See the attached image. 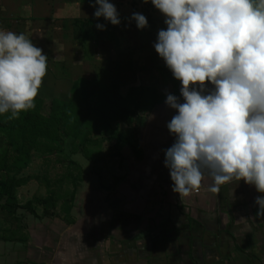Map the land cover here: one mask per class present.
Returning <instances> with one entry per match:
<instances>
[{
	"label": "crops",
	"instance_id": "0c3cea01",
	"mask_svg": "<svg viewBox=\"0 0 264 264\" xmlns=\"http://www.w3.org/2000/svg\"><path fill=\"white\" fill-rule=\"evenodd\" d=\"M14 2L15 7L9 8L7 0H0V29L25 34L48 56L47 75L40 93L64 90L63 85L65 81L69 83L70 77L88 75L90 69L81 61L95 59L96 47L93 50L89 45L129 42L128 36L124 32L121 35V31L123 28L133 31L134 28L138 29L136 22L131 19L133 13L146 14L154 22L155 28H167L166 17L151 0H109L119 12V25H112L103 17L97 19L94 16L98 7L93 6L95 0ZM97 24L105 28L99 29ZM91 32L93 36H88ZM149 39L143 37L140 40L149 45V48H143L142 57H139L146 60L143 68L130 66L115 72L119 80V93L123 97L131 87H146L153 80L149 59L153 50L150 45L155 39ZM73 52L75 55H72ZM125 54L115 51L107 59L130 62V59L136 58L133 53L132 56ZM114 71L115 67L112 69L113 74ZM122 150L126 155L131 152L127 146ZM82 164L85 167L89 165L86 160ZM91 176H95V173L89 171L80 198L82 200L70 202L67 210L61 213L51 214L57 209L48 208L49 213L44 214L42 206H36L33 212L27 211L23 207L33 197L20 201L15 191L16 202L23 210L20 215L21 230L9 228L8 231H0V264H264V215L257 216L259 206L256 203L253 205L246 200L240 207L235 206L237 211L229 206L225 209L228 213H218L214 205L216 198L220 197V191H210L204 196L190 197L195 206L192 215H188L179 202L180 195L173 191L174 182L168 170L164 179L160 178L157 182V188L150 191L152 196L146 200L143 212L137 213V204L134 202L129 203L127 208L116 209L113 205L116 203L114 195H108L107 186L97 190L100 180ZM166 184L170 185L167 189ZM255 191L256 197L261 196ZM216 215L221 216V227L225 228V232L220 233V243L214 242L210 247L208 231L214 232ZM252 222H256L254 226L259 229L253 233ZM233 224L235 226L232 227ZM203 226L206 231L200 235L198 232L204 229ZM229 235L244 237L241 240L243 247L237 250L229 247ZM200 236L204 239H196ZM189 237L193 238L191 246L194 255L187 259L183 253L190 247ZM178 253H181V260ZM173 254L176 258H172ZM205 255L208 256L204 258ZM194 256L202 258L194 259Z\"/></svg>",
	"mask_w": 264,
	"mask_h": 264
},
{
	"label": "clouds",
	"instance_id": "9594fccd",
	"mask_svg": "<svg viewBox=\"0 0 264 264\" xmlns=\"http://www.w3.org/2000/svg\"><path fill=\"white\" fill-rule=\"evenodd\" d=\"M151 3L167 25L154 48L181 83L184 100L166 99L177 113L167 124L175 143L165 151L173 191L189 196L207 173L211 192L236 180L264 194V0ZM96 5L97 19L121 23L109 0ZM131 19L139 29L148 26L141 13ZM47 70L41 47L23 33L0 29V114L15 119L34 109ZM256 204L257 216L264 215V195Z\"/></svg>",
	"mask_w": 264,
	"mask_h": 264
},
{
	"label": "rangeland",
	"instance_id": "374dc122",
	"mask_svg": "<svg viewBox=\"0 0 264 264\" xmlns=\"http://www.w3.org/2000/svg\"><path fill=\"white\" fill-rule=\"evenodd\" d=\"M7 2L9 8L15 7L14 0L11 2L7 0ZM145 17L147 18L146 14ZM147 20L148 26L144 29L134 28V31L130 28L122 29L121 35L124 32L129 42L89 45L88 47L93 50L96 47V57L93 60L81 61V63L85 62V66L90 69L89 74L76 78L70 77L69 83L65 81V84H62L65 87L64 90H49L43 93L39 91L38 97L42 102L37 101L40 104L37 114L34 110H29L18 116L21 118L22 114H25L33 118V121L27 124L21 121V131H5L0 128V182L8 175L4 166H22L21 171L17 173L21 184L16 190V197L20 201L33 197V208L45 205L44 207L49 209H57L51 214L58 211L64 212L70 202L82 200L80 198L83 196V186L89 171L95 173V176L91 177L100 180L97 190L107 186L108 195H114L116 203L113 205L116 209L118 207V209L127 208L128 204L133 202L138 204L144 197V191H151L154 188L157 178L161 175V169L165 165L164 150L167 143L159 148L152 146V158L148 157L147 150L150 147L144 142V129L154 109L166 102L168 94L182 96L180 91L182 85L175 79L172 71L154 48L161 29L153 27L154 22L149 18ZM159 23L162 24L163 21ZM162 29L166 30V27ZM93 34L91 32L87 35L93 36ZM143 37L148 40L149 38L155 39L150 45L153 53L151 52V59H149L153 80L149 86L145 87L146 92L139 90L134 92L131 98H124L119 93V80L115 72L125 70L130 66L144 67L146 60L139 57H142L143 48L146 46L149 48V45L140 42ZM100 47L102 49L97 51ZM115 51L126 53L125 56L127 54L132 56L133 53L136 58L130 59V62L107 59L109 55H114ZM72 55H75L74 52ZM112 65L116 68L114 74ZM67 79L69 80V76ZM140 87L143 88L142 85ZM132 88L138 87L130 89ZM64 101L67 102L66 110H64ZM170 109L161 116L159 125L158 123L154 125L156 132H161L167 127L162 126V122H169L171 118L169 114L172 112L169 111ZM79 113H81V119L85 116L81 124L74 122V117ZM9 115L10 113L5 114L4 117ZM156 132L153 133L151 140L157 139L156 136L159 134ZM125 146L131 149L128 155L123 153L122 149ZM156 158L158 159L157 166ZM84 159L89 163L86 167L82 164ZM220 187V197L216 198L214 205L218 213L226 214L228 210L225 209L229 206L236 210L235 206L240 207L246 200L252 203L253 198L255 200L257 198L256 188L247 183L243 184L241 181L234 180L231 185ZM259 195L264 194L259 192ZM2 199L0 231H8L9 228L20 231V215L23 210L18 208L17 204H12V200L6 202L5 198ZM128 199L131 201L128 202ZM214 220V232L208 231L210 247L214 242L219 244V239H222L220 233L225 232V228L221 227V216L216 215ZM252 223L254 226L256 222ZM229 224H227L228 227ZM259 225L262 227L261 224ZM255 229L259 230L254 226L251 229L252 233ZM205 231L204 228L198 233L201 235ZM208 236L205 238L207 239ZM227 238L229 239L227 245L233 247L234 250L243 247L241 240L244 237L229 235ZM196 239L203 240L204 238L200 236ZM192 242L193 238L189 237L190 247L188 250L186 248L183 253L187 259L190 255H194ZM259 246L262 247L261 244ZM180 254L177 255L181 260ZM171 256L176 258L175 254ZM199 258L202 257L197 256L194 259Z\"/></svg>",
	"mask_w": 264,
	"mask_h": 264
},
{
	"label": "trees",
	"instance_id": "16d2710c",
	"mask_svg": "<svg viewBox=\"0 0 264 264\" xmlns=\"http://www.w3.org/2000/svg\"><path fill=\"white\" fill-rule=\"evenodd\" d=\"M139 90L146 92L145 87H143V88L142 87L141 88H132L129 90L128 94L124 98H131L133 93L138 92ZM37 101L42 102L38 96L35 100V108L32 109V111L34 110L35 114H37V111H38L39 105H40ZM63 104H64V110H66L67 102L64 101ZM4 115L5 114H0V128L2 130H5V131H15V130L21 131L22 130L21 129L22 128L21 127V121L25 124L33 121L32 117H28L25 114H22L23 116H21V118L18 117L15 119H9L8 116L4 117ZM31 115H32V112H31ZM80 116H81V113L77 114L74 117V122L81 124L82 121H84L85 116H83L82 119L80 118ZM91 118H92V115H91ZM14 142L16 144V141H14ZM4 167H5L8 175L2 182H0V190L2 193L1 198H5L6 202H8L9 200H12V202H13L12 204H14V203L17 204L16 197H15V191H16V187L21 184V179L17 178L16 175L19 171H21L22 166L18 167L17 165H15V166L14 165H7ZM40 203H42V202H40ZM17 206H18V208H21L20 205L17 204ZM33 206H34V204L32 203V201H30V202L26 203L23 208H25L27 211L33 212ZM44 206L45 205H43V213L48 214L49 209L47 207H44ZM3 208H5V206H3Z\"/></svg>",
	"mask_w": 264,
	"mask_h": 264
},
{
	"label": "bare ground",
	"instance_id": "6f19581e",
	"mask_svg": "<svg viewBox=\"0 0 264 264\" xmlns=\"http://www.w3.org/2000/svg\"><path fill=\"white\" fill-rule=\"evenodd\" d=\"M180 102L183 103L184 100H183V97L180 96L178 97ZM170 107L168 106V104L165 102L159 106H157L154 111L152 112V115H151V118L148 122V125L147 127L144 129V142L147 146H149L150 148L147 150V154H148V157H151V154L153 153V150H152V146L154 147H158L161 146L162 144L164 143H169L171 142V137H172V134L171 133H168L169 131H165L164 129L161 131V132H156L155 128H154V125L156 123H160V118L163 114H165L166 110H168ZM169 111H176L174 109H170ZM176 113V112H175ZM162 126H166L168 123L167 121H164L162 122ZM157 133L159 134L157 137V139H154V140H151V137L153 135V133ZM175 142V141H174ZM159 151V150H158ZM152 158V157H151ZM158 159L156 158V166L158 164ZM133 178H136L135 176H133ZM149 194H150V191H144V198L140 200V202L136 205L135 207V210L139 211L140 209H142V207L144 206V203L146 201V198L149 197Z\"/></svg>",
	"mask_w": 264,
	"mask_h": 264
},
{
	"label": "built area",
	"instance_id": "2783aa9c",
	"mask_svg": "<svg viewBox=\"0 0 264 264\" xmlns=\"http://www.w3.org/2000/svg\"><path fill=\"white\" fill-rule=\"evenodd\" d=\"M210 87H212V85L210 84V82H209V84H208V89H210ZM175 136H172L171 137V142L174 144L175 142ZM167 145V144H166ZM165 158V160H166V156H164ZM169 170V168L168 167H166L165 165H163V167H162V169H161V175H160V177L159 178H157V180H156V184H157V182L160 180V178L163 180L164 179V175H165V173H167V171ZM167 175V174H166ZM233 182V181H232ZM232 182L231 183H228L229 185H231L232 184ZM165 183H167V182H165ZM213 183V180H212V178L210 177V176H208V174L207 173H205V180L202 182V186L198 189V190H193L192 192H191V194L189 195V196H187V197H185V196H179V202L183 205V209L185 210V212L188 214V215H192V213L194 212V204H192V202L190 201V197L191 196H193V197H200V196H204V195H207L208 193H210V191L208 190V186L209 185H211ZM241 183H243V184H245V182L244 181H241ZM156 184H155V186H154V188L153 189H155V188H157V186H156ZM228 184H225V185H228ZM170 187V185L169 184H166V189L167 188H169ZM236 187H237V184H236ZM251 187H253V185H251ZM254 188H255V186H254ZM254 191V190H253ZM151 193L152 192H150V194H149V197H147V198H150L152 195H151ZM241 193H243V192H241ZM240 193V194H241ZM145 197V196H144ZM143 197V198H144ZM147 198H146V200H147ZM146 202V201H145ZM254 203H256V200H255V198H253V200H252V203L251 204H253V205H255ZM145 204V203H144ZM143 212V207H142V209H140L139 211H137V213H142Z\"/></svg>",
	"mask_w": 264,
	"mask_h": 264
},
{
	"label": "water",
	"instance_id": "95a60500",
	"mask_svg": "<svg viewBox=\"0 0 264 264\" xmlns=\"http://www.w3.org/2000/svg\"><path fill=\"white\" fill-rule=\"evenodd\" d=\"M212 88H214V86L210 87V89H212ZM174 115H176V113L172 111V112L169 114V116H171V118H169V119L171 120L172 117H173ZM170 120H169V122H170ZM169 122H168V123H169ZM166 126H167V125H166ZM164 130L169 131L168 127H165ZM168 133H170V131H169ZM172 136H173V135H172ZM172 145H173L172 142L167 143V145H166V147H165V150H164V154H165L166 149H168V148L171 147Z\"/></svg>",
	"mask_w": 264,
	"mask_h": 264
}]
</instances>
